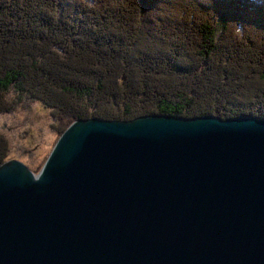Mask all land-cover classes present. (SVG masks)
Wrapping results in <instances>:
<instances>
[{
    "label": "water",
    "instance_id": "1",
    "mask_svg": "<svg viewBox=\"0 0 264 264\" xmlns=\"http://www.w3.org/2000/svg\"><path fill=\"white\" fill-rule=\"evenodd\" d=\"M0 264H264V120L72 121L0 164Z\"/></svg>",
    "mask_w": 264,
    "mask_h": 264
},
{
    "label": "trees",
    "instance_id": "2",
    "mask_svg": "<svg viewBox=\"0 0 264 264\" xmlns=\"http://www.w3.org/2000/svg\"><path fill=\"white\" fill-rule=\"evenodd\" d=\"M26 95L59 135L93 117L264 120V0H0V113Z\"/></svg>",
    "mask_w": 264,
    "mask_h": 264
},
{
    "label": "rangeland",
    "instance_id": "3",
    "mask_svg": "<svg viewBox=\"0 0 264 264\" xmlns=\"http://www.w3.org/2000/svg\"><path fill=\"white\" fill-rule=\"evenodd\" d=\"M53 123L51 109L29 95L11 112L0 113V137L8 148L5 161L19 160L37 174L59 137Z\"/></svg>",
    "mask_w": 264,
    "mask_h": 264
}]
</instances>
